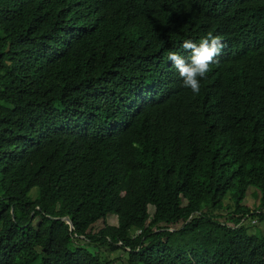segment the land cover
<instances>
[{
    "label": "trees",
    "instance_id": "1",
    "mask_svg": "<svg viewBox=\"0 0 264 264\" xmlns=\"http://www.w3.org/2000/svg\"><path fill=\"white\" fill-rule=\"evenodd\" d=\"M209 31L194 94L168 53ZM256 217L264 0H0V264H264Z\"/></svg>",
    "mask_w": 264,
    "mask_h": 264
},
{
    "label": "clouds",
    "instance_id": "2",
    "mask_svg": "<svg viewBox=\"0 0 264 264\" xmlns=\"http://www.w3.org/2000/svg\"><path fill=\"white\" fill-rule=\"evenodd\" d=\"M224 47L222 37L209 31L198 43L191 39L183 41L182 48L190 53L187 58L171 51L168 59L179 73L183 86L190 88L194 94H199L200 78H206L210 65L217 62L216 58Z\"/></svg>",
    "mask_w": 264,
    "mask_h": 264
},
{
    "label": "rangeland",
    "instance_id": "3",
    "mask_svg": "<svg viewBox=\"0 0 264 264\" xmlns=\"http://www.w3.org/2000/svg\"><path fill=\"white\" fill-rule=\"evenodd\" d=\"M37 191L36 188L33 189L32 192ZM262 192L260 189H257L254 186L249 187L246 197L243 201V203L247 206H249L252 209H255L258 207L257 205L260 203ZM155 210V207L153 205H149V212L152 214ZM107 222L109 224H117V216L115 214H110L107 217ZM249 232L253 234H257L259 236H264V219L259 218H250L246 222ZM104 225V222L102 220L98 221L96 224H94L93 229L95 231H98L102 226ZM180 224H177L176 226H179ZM103 254L106 260H115V264H122L123 260L121 261V256H123L122 251H112L108 248L103 249Z\"/></svg>",
    "mask_w": 264,
    "mask_h": 264
},
{
    "label": "water",
    "instance_id": "4",
    "mask_svg": "<svg viewBox=\"0 0 264 264\" xmlns=\"http://www.w3.org/2000/svg\"><path fill=\"white\" fill-rule=\"evenodd\" d=\"M63 220H65L67 223H69L71 228H73V223H72L71 219L68 216L63 217Z\"/></svg>",
    "mask_w": 264,
    "mask_h": 264
}]
</instances>
